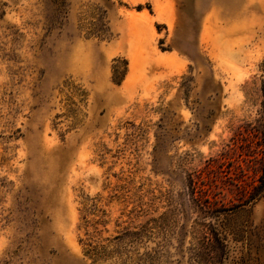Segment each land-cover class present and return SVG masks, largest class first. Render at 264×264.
I'll return each instance as SVG.
<instances>
[{
  "label": "rangeland",
  "instance_id": "1",
  "mask_svg": "<svg viewBox=\"0 0 264 264\" xmlns=\"http://www.w3.org/2000/svg\"><path fill=\"white\" fill-rule=\"evenodd\" d=\"M66 5L48 30L51 0H0V264H91L85 219L101 238L156 221L170 264L209 223L222 264H264L259 164L239 149L264 100V0ZM90 8L113 39L79 33Z\"/></svg>",
  "mask_w": 264,
  "mask_h": 264
},
{
  "label": "trees",
  "instance_id": "2",
  "mask_svg": "<svg viewBox=\"0 0 264 264\" xmlns=\"http://www.w3.org/2000/svg\"><path fill=\"white\" fill-rule=\"evenodd\" d=\"M51 2L53 11L47 20L48 30L61 25L67 13L66 0H51ZM78 31L86 39L110 41L114 37L105 13L97 8H90L87 15L79 21ZM122 63L121 70L113 68L112 82L115 85L121 84L127 72V62L122 60ZM262 72L263 79L259 90L264 97V61ZM188 88L187 86L186 91L189 90ZM251 92L250 89L246 92L249 101L254 96ZM79 96L82 97L83 94ZM78 102L81 103L82 100L79 99ZM244 133L249 142L239 145V149L243 151L250 148L249 152L253 153V159L259 164L254 169L257 178L247 198L251 202L264 196V100L258 103V109L252 120L246 124ZM190 185L194 190L195 183L192 180ZM94 210L93 204L83 208L85 215L93 214ZM84 223L85 227L92 226L94 229L93 234L83 244V255L91 261V264H170L169 248L175 247L171 243V237L163 233L154 220L140 227L123 228L114 236L107 238L99 236V231L94 227L95 222L85 219ZM195 225L193 231L195 243L187 249L189 264H222L226 253L225 239L220 237L209 223L201 222Z\"/></svg>",
  "mask_w": 264,
  "mask_h": 264
},
{
  "label": "bare ground",
  "instance_id": "3",
  "mask_svg": "<svg viewBox=\"0 0 264 264\" xmlns=\"http://www.w3.org/2000/svg\"><path fill=\"white\" fill-rule=\"evenodd\" d=\"M133 65H134L133 63L130 64V70H131V72L133 71Z\"/></svg>",
  "mask_w": 264,
  "mask_h": 264
}]
</instances>
